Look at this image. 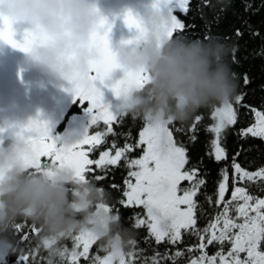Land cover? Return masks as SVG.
<instances>
[{
  "label": "snow or ice",
  "instance_id": "1",
  "mask_svg": "<svg viewBox=\"0 0 264 264\" xmlns=\"http://www.w3.org/2000/svg\"><path fill=\"white\" fill-rule=\"evenodd\" d=\"M152 6L169 18L170 36H179L188 27H194L186 25L174 14L187 15L191 0H152ZM204 7H210L209 0H203L201 11ZM251 8L250 3L246 4L245 11ZM122 19L130 31L139 30L138 20L132 12L125 11ZM219 19V16L215 17L216 22ZM111 28V23L101 16L89 38V47L95 50V57L88 62L85 72H73L67 77L68 87L65 90L72 94L73 102L82 107L88 116V126L82 137L67 143L61 137L53 136L47 122L39 118L13 127V134L26 144L24 161L32 169H41L45 165L67 166L79 179L100 182L106 180L109 170L114 171L123 164L127 169L123 186L116 183L110 185L112 190L121 193V197L106 207L120 221L122 213L118 206L124 209L142 208L143 215L135 212L130 218L131 228H146L148 235L144 237V243L151 248L154 241L158 246H165L166 250L152 249L149 256L147 249L139 247L134 239L122 253L100 246L105 253L101 256L90 252L97 242L89 234L79 233L68 238L72 241L71 248L62 243L64 240L58 243L56 259L48 254L42 255L44 251L35 244L26 253L21 249L22 254L18 255L16 264H81L82 261L86 264H264V164L249 170L238 162L241 152L237 151L231 157V164L225 163V167L220 169L213 198L206 191L208 181L203 161L191 163L188 148L174 138L170 128L163 130V144L160 142L161 130L146 124L139 133V139L135 143L129 142L130 133L117 131L124 115L118 106L105 99L102 89H108L113 97H118L123 90L142 85L144 76L142 73L125 72L122 77L111 79V74L118 68L109 40ZM234 35L239 40L245 33L236 28ZM251 35L261 37L259 32H251ZM46 40L45 34L29 31L17 40L12 21L0 16V42L27 52L35 43ZM236 51V48L232 49V61L239 64ZM256 54L264 55V48ZM243 83H250L246 73ZM243 100V94L236 95L235 105H242ZM85 102L87 106H84ZM251 112L255 122L242 128L238 136L264 140V111L251 108ZM204 119V115L196 114L188 129L189 141L193 144L198 140V126ZM210 119L212 123L204 129L213 136L209 159L217 163L227 162V134L231 126L238 122V108L234 107L233 101L214 107L210 109ZM4 131L0 128V134ZM109 137L112 139L109 140ZM120 137L125 140L122 146ZM136 150H141L142 155L132 158L130 154ZM97 151L99 157L90 158V154ZM182 182H187V186H183ZM229 190L231 196L226 198ZM201 195L211 211L200 202ZM202 218L207 221L204 227L199 224ZM162 219L166 221L164 227L161 226ZM24 227L17 224L13 238L16 240L19 235L18 243L30 244L31 234H36L38 229L32 226L30 231L25 232ZM193 237L198 242L188 244L187 240ZM168 245L174 251L168 249ZM210 246H218V250L211 255L207 251Z\"/></svg>",
  "mask_w": 264,
  "mask_h": 264
},
{
  "label": "clouds",
  "instance_id": "2",
  "mask_svg": "<svg viewBox=\"0 0 264 264\" xmlns=\"http://www.w3.org/2000/svg\"><path fill=\"white\" fill-rule=\"evenodd\" d=\"M130 11L139 30L111 46L118 68L142 73L144 82L123 90L112 103L124 117L141 119L161 130L192 120L201 110L227 105L237 95L238 83L229 63L232 46L214 36L188 39L170 36L169 18L153 8ZM0 16L23 26L24 32L47 36L25 54V63L53 80L67 83L73 72H85L95 57L89 38L102 15L96 0H0ZM120 76V77H122ZM119 77V78H120ZM27 146L14 134L0 139V261L16 255L13 238L17 224L38 229L36 245L49 257H58L60 241L89 234L108 251L125 252L134 234L107 209L106 190L90 179L77 178L67 166H26ZM166 221L161 220L164 227Z\"/></svg>",
  "mask_w": 264,
  "mask_h": 264
},
{
  "label": "trees",
  "instance_id": "3",
  "mask_svg": "<svg viewBox=\"0 0 264 264\" xmlns=\"http://www.w3.org/2000/svg\"><path fill=\"white\" fill-rule=\"evenodd\" d=\"M202 3L203 0H191V9L189 13L187 15L178 13L179 19L185 22L186 25L194 26L188 27L186 31L179 34V37L188 39H204L207 36L217 37L231 45L232 49L236 48V55L240 60L239 64L233 63V52L230 53L228 59L232 72L236 74L235 77L238 83L237 95L243 94L244 100L240 106L235 105V101L233 100L234 107L238 108V122L234 126H231L227 134L226 147L229 155L228 161L217 163L214 159H209L210 141L213 136L206 133L204 129L206 125L212 123L210 119V109L201 110L197 113L204 115L205 119L198 126V140L195 144L189 141L190 133L188 132L194 118L184 124H174L170 126V130L173 131L174 138L184 143L188 148L191 163H195L197 160L203 161L205 165L204 171L206 172V179L208 181L206 191L208 195L215 198L216 182L219 179V171L221 168L225 167V163L227 165L231 164V157L235 155L237 151L241 152V155L237 158L238 162L249 170H253L258 164H264V140L251 137L241 138L238 136V132L242 128H247L255 122L254 113L251 112V108L264 111V55L256 54L264 48V38H261L264 37V0H209L210 7H204L201 11ZM249 3L252 5V8L245 11V6ZM216 16L220 17L218 22L215 21ZM236 28H240L245 33L243 38L239 40H237L234 35ZM249 29L251 31H249ZM251 32H259L261 33V37H254L251 35ZM245 73L250 79V83L247 85L243 83V75ZM243 105H248L250 107H244ZM144 126L145 124L141 119L124 117L117 131L130 133L129 142L135 143ZM181 128L184 129V131H176V129ZM102 129L103 127L101 130ZM111 139L112 138L109 137V140ZM124 142V138L120 137L119 143L121 146ZM114 182L113 180L109 181L105 189L112 190L110 185ZM230 196L231 190L226 193V198H230ZM199 199L200 202L204 204L205 208L211 211L204 196L201 195ZM110 200H117L114 190L110 191ZM135 212L141 213L140 210L135 208H121V223L123 227L129 229L134 234V239L138 241L139 247L147 249V255H152V249L164 252L166 248L163 245L158 246L153 241L151 248H149L144 243V237L148 235L146 228L135 230L131 228L132 221L130 218ZM212 214L214 215V212H212ZM206 223V219L203 218L199 221L201 227H204ZM17 238H19V235ZM197 242L198 241H196L194 237L187 240L188 244ZM30 247H33V243H30ZM167 248L174 251L171 245H168ZM217 250L218 246H210L207 249L210 255L214 254ZM43 255L46 256V253Z\"/></svg>",
  "mask_w": 264,
  "mask_h": 264
},
{
  "label": "water",
  "instance_id": "4",
  "mask_svg": "<svg viewBox=\"0 0 264 264\" xmlns=\"http://www.w3.org/2000/svg\"><path fill=\"white\" fill-rule=\"evenodd\" d=\"M96 3L112 25L109 40L110 45L115 47L118 41L131 35L123 23L125 11L144 12L152 0H96ZM178 13L174 14L178 16ZM13 29L15 38L22 39L24 27L14 25ZM120 76L122 74L118 72L117 78ZM67 87V83L48 78L29 67L23 51L0 42V128L5 129L2 135L13 134V127L34 118L46 121L53 134L74 103L72 94L65 90ZM102 91L105 99L112 103L114 97L110 90ZM87 126L88 120L70 115L62 131L63 140L67 143L79 140Z\"/></svg>",
  "mask_w": 264,
  "mask_h": 264
},
{
  "label": "flooded vegetation",
  "instance_id": "5",
  "mask_svg": "<svg viewBox=\"0 0 264 264\" xmlns=\"http://www.w3.org/2000/svg\"><path fill=\"white\" fill-rule=\"evenodd\" d=\"M84 106H87L86 102H85ZM73 114L81 116L84 120L87 119V117H86L87 114L83 110V108L80 107L77 103H73L72 106L69 108L68 112L66 113V115L64 116L62 122L56 128V130L54 132V136H59V137H61L63 139L62 131H63L64 127H65V123H66L68 117L70 115H73ZM102 127H103V124L101 122V128ZM95 130H97V129H93L92 131H95ZM85 147H87V146H85ZM130 155H131L132 158H138L140 155H142V151L141 150H136L135 152L131 153ZM98 157H99V152L98 151L93 153V154H90V158H98ZM44 159L45 158H42V160H44ZM126 176H127V169L122 164L121 167L115 169L114 171L109 170V173L107 175L106 180L100 181V182H97L94 179H90V180H92L98 186H102L105 189L106 188L105 187L106 184H108L109 181H112V180L115 181L114 183H116V184H119V182H120L119 185H121V187H122L123 186V180H124V178ZM182 184L185 187L187 186V182H182ZM110 191H112V190H106V192L108 194V198H109V203H115L121 197V193L117 192V191H114V193H116L117 200H110ZM118 207H120V210H121V208L124 209L122 206H118ZM138 210H140L141 211V215H143V209L141 208V209H138ZM21 224H23L25 226L24 227V231L25 232L30 231V228L32 227V225L30 223L21 222ZM33 236H35V234H31L30 243H33V247H34L35 244H36V240H35V237H33ZM19 238L16 237V241L17 242L19 241ZM62 243L65 244L66 246H68L69 248H71V246H72V241L70 239H66V240L62 241ZM29 247H30V244L18 243V249L19 250H18L17 254L8 256L7 257V264H16V259H17L18 255L22 254L21 253V249H23L24 253H26ZM90 252H91V254H99L101 256L105 255V253L101 250L100 245H99L98 242H97V244L93 245V247L90 250ZM43 254H45V252H42V255ZM46 255H47V253H46ZM0 264H3V261H0ZM81 264H86V262L82 261Z\"/></svg>",
  "mask_w": 264,
  "mask_h": 264
},
{
  "label": "rangeland",
  "instance_id": "6",
  "mask_svg": "<svg viewBox=\"0 0 264 264\" xmlns=\"http://www.w3.org/2000/svg\"><path fill=\"white\" fill-rule=\"evenodd\" d=\"M143 130V129H142ZM54 136V133L52 134ZM7 135H2L0 134V139H4ZM47 158H45L44 160H46Z\"/></svg>",
  "mask_w": 264,
  "mask_h": 264
},
{
  "label": "bare ground",
  "instance_id": "7",
  "mask_svg": "<svg viewBox=\"0 0 264 264\" xmlns=\"http://www.w3.org/2000/svg\"><path fill=\"white\" fill-rule=\"evenodd\" d=\"M86 120H88V117H87V119Z\"/></svg>",
  "mask_w": 264,
  "mask_h": 264
}]
</instances>
